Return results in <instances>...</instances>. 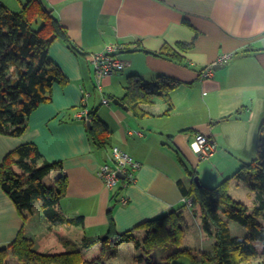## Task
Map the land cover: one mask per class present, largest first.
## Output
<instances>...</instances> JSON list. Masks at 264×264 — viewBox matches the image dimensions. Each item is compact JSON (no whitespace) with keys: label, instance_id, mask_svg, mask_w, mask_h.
Masks as SVG:
<instances>
[{"label":"crops","instance_id":"0c3cea01","mask_svg":"<svg viewBox=\"0 0 264 264\" xmlns=\"http://www.w3.org/2000/svg\"><path fill=\"white\" fill-rule=\"evenodd\" d=\"M42 1L85 56L75 55L59 39L51 44L49 59L68 83L53 85L50 101L27 117L22 135L0 133V164L20 144H36L43 156L40 164L43 160L61 164L50 176L60 172L67 176L66 192L54 210L69 218L82 216L83 223L50 222L41 200L35 202L32 212L20 211L0 184V248L22 233L37 252L63 253L80 247L84 237L105 235L109 212L122 233L179 208L183 195L180 186L188 188L191 180L178 155L200 172L202 161L213 165L235 154L241 162L256 157L264 118V0ZM182 43L190 46L184 48ZM110 45L122 46L119 56L126 65L101 80L100 94L92 89L94 73L87 56ZM166 48L180 57L160 56L158 53ZM222 55L229 57L227 62L214 69ZM209 66L211 75L201 78ZM132 75L150 83L161 82L162 77L180 81L169 92L171 111L165 114L168 103L163 96L140 104L143 117L135 116L125 103H112L125 95ZM82 85L89 94L84 104ZM103 97L108 104L102 103ZM83 109L95 111L107 125L105 147L95 148L90 142ZM196 133L208 135L217 146L206 160H200L190 146ZM112 147H119L141 163L135 181L122 192L128 199L126 205L114 204L113 191L97 176ZM230 176L218 171L214 179L222 181ZM200 177L209 185L204 176ZM232 185L245 186L234 179ZM82 254L85 261H91L100 256L101 246ZM10 257L14 256L8 252L3 264Z\"/></svg>","mask_w":264,"mask_h":264},{"label":"trees","instance_id":"16d2710c","mask_svg":"<svg viewBox=\"0 0 264 264\" xmlns=\"http://www.w3.org/2000/svg\"><path fill=\"white\" fill-rule=\"evenodd\" d=\"M61 40L77 56H85L70 39L66 28L48 9L42 0H25L21 9L11 10L0 0V133L20 136L26 130L27 117L42 103L51 99L54 84L66 85L67 77L60 68L49 59L48 50L55 40ZM182 47L190 46L182 43ZM121 52V51H120ZM169 59L180 56L166 48L158 53ZM161 82L150 83L132 75L126 86V93L117 98L127 104L135 116L143 117L145 112L140 104L153 96H163L168 108L172 109L169 92L179 86L180 81L161 78ZM84 92H88L82 85ZM93 90H96L93 83ZM89 139L96 148L105 147L109 135L107 125L101 121L95 111H90L87 118ZM257 155L250 161H242L236 172L222 180L217 186L208 187L200 181L194 168L178 155V159L187 172L191 184L188 188L180 186L182 198L191 200V210L199 204L202 231L215 239L211 254L203 252L201 261L193 256L191 248L179 249L160 260L151 252L165 246L168 242L181 244L184 236L182 214L172 209L169 213L146 220L125 232H118L111 212L108 214V229L105 235L84 237L80 247H73L63 253L46 254L33 249L32 241L22 233L8 246L0 248V264L8 252L19 261L34 260L40 264H102L101 256L109 250L128 242H133L139 254L134 257V264H170L181 256H190L199 264H264V118L259 126ZM36 144L26 142L8 153L0 164V184L3 191L12 199L18 209L32 212L36 201H42V210L46 218L57 224L80 225L83 217L69 218L54 210V206L67 189V176L60 172L50 176L52 171L61 166L60 162L42 160ZM206 160V159H205ZM243 182L253 194L251 205L237 200L229 192L230 181ZM181 185L182 181H178ZM124 188L113 190L112 201L119 203V196ZM186 206L182 203L179 209ZM233 221L246 230L244 236H234L229 222ZM144 229L142 244L136 232ZM101 246L99 258L92 261L83 259V250Z\"/></svg>","mask_w":264,"mask_h":264},{"label":"rangeland","instance_id":"374dc122","mask_svg":"<svg viewBox=\"0 0 264 264\" xmlns=\"http://www.w3.org/2000/svg\"><path fill=\"white\" fill-rule=\"evenodd\" d=\"M1 1L4 2V4H6L7 6H11L13 8L15 7L16 9L14 10H20V3L25 2V0ZM239 158L241 157L238 154H235V156H229L225 160L218 161L217 163L214 162L213 165H208L210 164V161H202L203 164H201L200 166L201 172L199 171V169L197 170L200 172L201 175L197 173V176L199 177V179L201 178L200 176H204L203 178H205L207 180L206 182H208L209 184L207 185L208 187L217 186L221 182L214 179V177L218 174V171L226 172L227 174H229V176L231 174L233 175L241 165V161H239ZM205 166H208V170H203V167ZM239 183H241V185H245L243 182ZM206 184L207 183H205V185ZM243 187L245 186L238 187L232 185L229 188V192L231 196L235 199L243 201L248 205H251L253 202V194ZM176 213L182 214L185 218V221L182 224L185 231L181 244L177 245L174 242H168L165 246L155 248L153 256L156 259H160L161 257H166L167 255L179 249L191 248L193 256L196 257L197 260L201 261V254L203 252H206L208 254L212 253L215 239L213 237L207 236L201 229V210L199 204L195 203L194 207L191 210H188L187 207H185L184 209L178 208L176 210ZM229 225L230 230L234 236L242 237L245 235L246 230L236 222L230 221ZM143 230L144 229L136 232L137 238L139 239L141 244L144 238ZM139 252L140 251L136 248L135 244L133 242H129L123 244L120 248L112 250L111 254H104L103 256H101L100 261H102V264H104L103 261L115 264H134L133 256L139 254ZM14 257H10L6 264H40L34 260H29L28 262L19 261L16 257ZM99 257L100 256H97L96 258ZM170 264H199V262L194 261L190 256H181L172 260ZM248 264H256V260Z\"/></svg>","mask_w":264,"mask_h":264},{"label":"built area","instance_id":"2783aa9c","mask_svg":"<svg viewBox=\"0 0 264 264\" xmlns=\"http://www.w3.org/2000/svg\"><path fill=\"white\" fill-rule=\"evenodd\" d=\"M121 45H110L104 50L91 53L87 56L88 62L92 67L94 73L95 87L98 93L103 94L101 80L121 70L126 63L120 58L119 52L122 50ZM227 55H222L216 61V64H224L228 60ZM212 73V66H209L201 73V78L208 77ZM89 94L84 92L82 102H86ZM103 104H108L109 100L102 98ZM85 106V105H84ZM82 114L87 118L88 111L83 109ZM83 118V117H82ZM192 151L200 160L210 158L216 151V144L210 137L204 133H196L190 143ZM141 167V163L133 159L126 152L119 147H112L108 161L102 163L97 171V176L103 181L105 186L110 190H115L122 186L126 188L135 181V173ZM181 202L186 207H191V200L189 198H182ZM119 203L126 205L128 199L121 194L119 196Z\"/></svg>","mask_w":264,"mask_h":264},{"label":"water","instance_id":"95a60500","mask_svg":"<svg viewBox=\"0 0 264 264\" xmlns=\"http://www.w3.org/2000/svg\"><path fill=\"white\" fill-rule=\"evenodd\" d=\"M220 66H221L220 64H216V65H214V69H217ZM112 103H114L116 105H119V106H123L122 102L119 101L118 99H113L112 100ZM124 107L127 108L126 106H124ZM86 124H87V127L90 128V125L91 124H90V121L89 120L86 122ZM195 181H196L197 184H200V181H199V177L198 176L195 177Z\"/></svg>","mask_w":264,"mask_h":264}]
</instances>
